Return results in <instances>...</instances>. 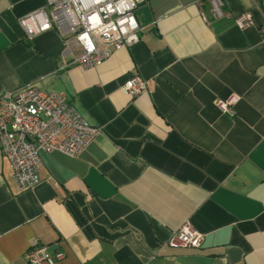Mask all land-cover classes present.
Returning <instances> with one entry per match:
<instances>
[{
	"label": "crops",
	"instance_id": "obj_1",
	"mask_svg": "<svg viewBox=\"0 0 264 264\" xmlns=\"http://www.w3.org/2000/svg\"><path fill=\"white\" fill-rule=\"evenodd\" d=\"M223 2L214 19L209 2L147 0L140 41L84 68L55 26L26 39L20 18L46 0H0V93H64L100 127L77 156L43 153L28 190L0 149V264L33 243L62 249L57 264H264V0ZM232 97L235 116L216 105ZM186 222L202 246L167 245Z\"/></svg>",
	"mask_w": 264,
	"mask_h": 264
},
{
	"label": "built area",
	"instance_id": "obj_2",
	"mask_svg": "<svg viewBox=\"0 0 264 264\" xmlns=\"http://www.w3.org/2000/svg\"><path fill=\"white\" fill-rule=\"evenodd\" d=\"M147 0H46L43 8L20 18L28 40L54 26L65 38L64 54L74 56L73 63L84 68L101 65L116 50L140 41L141 26L136 11ZM209 2L214 19L224 16L223 0ZM206 22L210 18L202 10ZM244 29L254 23L252 12L235 18ZM124 88L133 96L148 89V81L132 75ZM235 97L217 99L216 105L235 116ZM100 133L61 92H46L35 85L0 93V149L13 168L19 191L34 188L40 182L43 153L61 151L79 155ZM204 234L186 222L173 231L166 244L174 248H200ZM65 257L43 243H33L25 253L27 264H57Z\"/></svg>",
	"mask_w": 264,
	"mask_h": 264
}]
</instances>
